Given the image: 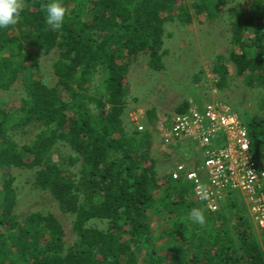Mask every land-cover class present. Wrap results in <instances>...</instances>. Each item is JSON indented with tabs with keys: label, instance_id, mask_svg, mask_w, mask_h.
I'll list each match as a JSON object with an SVG mask.
<instances>
[{
	"label": "trees",
	"instance_id": "16d2710c",
	"mask_svg": "<svg viewBox=\"0 0 264 264\" xmlns=\"http://www.w3.org/2000/svg\"><path fill=\"white\" fill-rule=\"evenodd\" d=\"M23 1L19 22L0 30V90L21 77L25 93L15 108L0 99V264H139L140 256L145 264H264V239L243 201L229 196L210 210L190 182L158 173L150 130L124 123L132 58L146 53L150 66L163 68L167 21L212 19L232 0H62L69 14L60 30L45 23L48 0ZM228 29L236 73L264 89V0H245ZM27 46L58 53L54 84L39 77ZM220 60L213 71L224 89L229 69ZM189 106L185 100L176 112ZM147 116L151 124L158 117L155 109ZM246 125L264 167V113ZM32 126L30 142L12 138ZM59 142L73 153L65 162L53 157ZM14 168L31 170L34 187L72 218L71 245L54 213L17 219ZM193 209L205 212L206 226L192 223ZM152 213L166 222L158 238Z\"/></svg>",
	"mask_w": 264,
	"mask_h": 264
},
{
	"label": "rangeland",
	"instance_id": "374dc122",
	"mask_svg": "<svg viewBox=\"0 0 264 264\" xmlns=\"http://www.w3.org/2000/svg\"><path fill=\"white\" fill-rule=\"evenodd\" d=\"M244 1H230L221 13L212 19L195 16L189 24H182L177 20L167 21L162 49L165 50L162 57L163 68L154 69L150 66L149 55L146 53L132 58L124 123L128 131L135 128L140 130V125L144 126L140 131L150 130L153 142L151 153L157 160L160 175L170 173L179 162L186 163L189 167H198L202 162L197 147L193 149L195 143L192 141H181L167 148L163 140L165 130L171 128L173 118L177 114V107L185 100L190 102V106H201L209 102L227 103L245 123L251 116L264 113V89L249 85L245 76L236 73L235 66L229 59L233 45L228 24L234 14L239 12ZM183 2L192 4L195 0ZM26 51L36 59L39 77L49 85L54 84L56 75L53 64L58 58V53L46 54L43 50L31 46H27ZM219 60L229 69L228 84L224 89L217 88L218 75L213 71ZM24 95L21 77L8 91L0 90L1 101L10 108H15ZM150 109H155L158 116L152 124L147 116ZM23 130L11 132L12 138L19 144L30 142L38 129L32 126ZM71 154L73 153L70 148L61 142L54 146L55 160L65 162ZM67 164L66 162L65 165ZM163 166L168 169L165 173ZM13 174L16 176L14 184L18 190L14 208L17 219L22 220L33 212L54 213L65 226L67 245H71L76 238L72 232V218L60 211L56 200L50 194L34 187L31 170L14 168ZM151 227L153 235L158 238L166 227L163 216L152 213ZM256 229L257 227L255 232L260 238V232ZM233 233L238 239L235 231ZM161 244L162 240L159 239L154 246L159 247ZM139 264H145L144 256H140Z\"/></svg>",
	"mask_w": 264,
	"mask_h": 264
},
{
	"label": "built area",
	"instance_id": "2783aa9c",
	"mask_svg": "<svg viewBox=\"0 0 264 264\" xmlns=\"http://www.w3.org/2000/svg\"><path fill=\"white\" fill-rule=\"evenodd\" d=\"M163 140L167 148L187 140L198 143L201 164L189 167L179 162L170 176L190 182L197 199L212 211L219 210L229 196L239 197L264 239V167L254 157L248 126L231 105L209 102L202 109L190 106L175 114Z\"/></svg>",
	"mask_w": 264,
	"mask_h": 264
},
{
	"label": "clouds",
	"instance_id": "9594fccd",
	"mask_svg": "<svg viewBox=\"0 0 264 264\" xmlns=\"http://www.w3.org/2000/svg\"><path fill=\"white\" fill-rule=\"evenodd\" d=\"M45 11V23L52 30H60L69 14V10L62 0H48ZM22 12L23 0H0V30L15 26L19 22ZM190 141L193 142V140ZM189 219H191L193 224L201 227L207 224L205 212L199 209L191 210Z\"/></svg>",
	"mask_w": 264,
	"mask_h": 264
},
{
	"label": "crops",
	"instance_id": "0c3cea01",
	"mask_svg": "<svg viewBox=\"0 0 264 264\" xmlns=\"http://www.w3.org/2000/svg\"><path fill=\"white\" fill-rule=\"evenodd\" d=\"M196 145H197V148L199 149V154H200V156L202 157V153H201V148H200V146H199V144L198 143H196ZM195 147H193V149H194ZM195 150V149H194ZM163 168H164V166H163ZM166 170H168L167 169V167L165 166V168H164V173L166 172Z\"/></svg>",
	"mask_w": 264,
	"mask_h": 264
}]
</instances>
